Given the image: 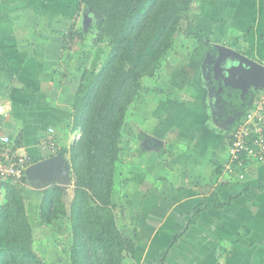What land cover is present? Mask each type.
<instances>
[{
	"label": "crops",
	"instance_id": "crops-1",
	"mask_svg": "<svg viewBox=\"0 0 264 264\" xmlns=\"http://www.w3.org/2000/svg\"><path fill=\"white\" fill-rule=\"evenodd\" d=\"M221 4L238 12L230 24L237 28L235 45L220 39L209 44L230 47L264 66V0ZM73 6L71 0H0V102L8 112L4 130L29 156H42L36 138L47 128L54 129L64 150L79 137L71 128V103L61 107L50 97L61 94L55 93L59 86H54L53 69H59L63 56L48 39L66 33L68 19L76 17ZM241 22L245 28H238ZM193 76L197 87L191 85L192 75H181L179 90L169 96L160 92L164 85L156 87L168 104L153 115L156 120L146 124L149 116L141 118L142 138L124 152L125 165L132 158L138 165L136 183L125 170L121 190L127 208L118 216L114 209L117 226L134 242L125 264H264V163H249L242 178L225 169L238 116L228 114L221 101L238 90H218L212 75Z\"/></svg>",
	"mask_w": 264,
	"mask_h": 264
},
{
	"label": "trees",
	"instance_id": "trees-1",
	"mask_svg": "<svg viewBox=\"0 0 264 264\" xmlns=\"http://www.w3.org/2000/svg\"><path fill=\"white\" fill-rule=\"evenodd\" d=\"M201 1L77 0V18L62 35V47L77 38L108 50L96 69L82 71L72 98L70 123L79 134L67 158L72 198L67 202L65 188L54 183L43 189L38 206L44 226L64 221L70 233V264H125L134 252L133 239L116 224L112 202L115 187L123 182L128 111L139 97L159 92L148 84L157 80L180 34L206 40L194 31L193 7ZM205 42L212 54L217 52ZM257 94L249 89L242 100L235 91L221 104L228 114L241 115ZM39 136L36 145L42 156L27 154L29 165L50 156L40 151ZM141 138L139 131L137 140ZM59 153L66 155L64 150ZM25 181L23 173L15 182L0 184V264H47L34 249L28 205L20 191Z\"/></svg>",
	"mask_w": 264,
	"mask_h": 264
},
{
	"label": "rangeland",
	"instance_id": "rangeland-1",
	"mask_svg": "<svg viewBox=\"0 0 264 264\" xmlns=\"http://www.w3.org/2000/svg\"><path fill=\"white\" fill-rule=\"evenodd\" d=\"M71 1L74 4L73 7L78 12L79 9L77 0ZM223 1L224 0H202L193 7L195 21L194 31L201 35L203 39L206 38V40L197 42L191 39V37L184 38L185 36L180 34V36L177 37L174 50L169 51L162 63V67L158 71L159 75L157 80H153L154 82L150 81L151 83L148 84L149 88H158L159 86L164 85V88L160 91L161 93H164L166 96L174 94L175 91L179 90L178 87L181 86L180 81L178 83L177 79L179 78L181 80V75H184L186 78H188L187 76L192 75L190 81L192 83L191 85L197 87V79H195L193 75H206V73L211 70L212 56L215 55H212L208 48L209 46L205 41H213L218 43V39H220L221 43L223 44L235 45L234 42L236 39L234 33L236 32L237 28L231 27L230 24L235 21L232 20L238 12L232 13V7H223L221 4ZM250 10L251 8H248L243 10L241 13H245V11ZM249 13L251 14V12ZM73 20H76L74 16L68 19L66 24L67 30ZM57 24V22L55 23L52 21V27L56 26ZM232 25H234V23ZM237 26L238 28L246 27L244 22H241V24ZM57 28L59 29L58 25ZM61 28L63 29V26ZM67 30L65 31L67 32ZM222 32L225 34L223 37L221 36ZM53 34L52 37L48 39V42H50L52 45L51 48L53 51H58L60 46L61 52L59 55L63 56V60L61 59L59 66L57 65L59 69H53L57 75L53 77L54 86H59L55 93L61 94L55 95L52 93L50 97L52 98L53 103L58 104V106L60 105L61 107H65L72 103L71 101L82 71L84 69H96L101 63L102 59L105 57L108 49L104 45L99 47L93 46L88 43H83L79 39L75 38L74 40L70 41L68 46L65 47H68L67 51L64 47H61L63 36L61 37L60 35L56 36ZM207 55L209 57H207ZM57 57L59 58V56ZM65 69L66 71H63ZM74 69H76L78 72H75ZM63 73L66 75H61ZM160 92L150 91L146 96H144V98L143 96L139 97L137 102L133 103L129 108L125 126V133H129L127 137L128 146H134V142L137 141V132H139L138 127L143 126L145 123H150L152 120H156L154 116L159 115L161 111H163L161 106L168 104L166 101L161 100L162 94ZM192 92H194V90H192ZM182 94L185 96V92H182ZM231 94L233 95L232 92L229 93V95ZM155 110L156 112H154ZM147 116H149L147 121L145 123L141 122V118H145ZM130 120L132 122H130ZM47 124L48 122H45L42 127L45 128ZM76 139H78L77 136ZM57 146L62 151L64 150L62 143L59 142ZM70 146L71 144L66 146V150H64L66 151V155H63V158L66 160L65 163L67 166V171L64 174H60L59 178L61 183L60 185H62L66 190L67 202L71 200L73 195V181L71 174H69L67 159L69 157L68 151ZM126 163V165L123 164L124 167L122 180L126 176L125 170H127V167L129 171V177H131L134 174L136 168H138L137 160L134 158L129 159V161ZM130 165H134L132 168L133 172L130 169ZM238 177L240 178L239 175ZM135 179L136 174L133 175L131 181L136 183L134 181ZM122 183L123 182H120L119 185L115 187L112 198V202L115 205V211H117V216L120 214L121 210L124 209V207L127 208V203L125 202L123 191L121 190L123 188ZM43 189L44 187H39L34 181H30L27 178L26 181L20 185V191L28 205L27 210L32 227V234L34 237V249L47 264H70L68 253L70 233L65 227L64 221L61 222L60 225L44 226L39 219L38 206ZM2 200L3 194L0 196V201Z\"/></svg>",
	"mask_w": 264,
	"mask_h": 264
},
{
	"label": "built area",
	"instance_id": "built-area-1",
	"mask_svg": "<svg viewBox=\"0 0 264 264\" xmlns=\"http://www.w3.org/2000/svg\"><path fill=\"white\" fill-rule=\"evenodd\" d=\"M7 114L6 107L0 102V184L15 182L29 166L27 154L16 147L4 130ZM38 147L50 156L59 151L52 128L39 136ZM251 162L264 163V84L250 107L234 121L227 145L225 169L228 173L236 171L242 178L243 170Z\"/></svg>",
	"mask_w": 264,
	"mask_h": 264
},
{
	"label": "water",
	"instance_id": "water-1",
	"mask_svg": "<svg viewBox=\"0 0 264 264\" xmlns=\"http://www.w3.org/2000/svg\"><path fill=\"white\" fill-rule=\"evenodd\" d=\"M211 61L212 78L218 82V90L236 89L243 99L249 89L259 91L264 84V66L246 55L223 45H215ZM65 159L60 153L46 157L29 165L24 172L26 178L39 187L61 184L60 174L67 171ZM59 180V181H57Z\"/></svg>",
	"mask_w": 264,
	"mask_h": 264
},
{
	"label": "flooded vegetation",
	"instance_id": "flooded-vegetation-1",
	"mask_svg": "<svg viewBox=\"0 0 264 264\" xmlns=\"http://www.w3.org/2000/svg\"><path fill=\"white\" fill-rule=\"evenodd\" d=\"M213 54H215V53H213ZM213 54H212V55H213ZM212 57H213V56H212ZM210 61H211V58H210ZM206 75H212V71H211V70L208 71V72L206 73ZM238 115H239V114H238ZM238 115H237V116H238ZM234 121H235V120H234Z\"/></svg>",
	"mask_w": 264,
	"mask_h": 264
},
{
	"label": "clouds",
	"instance_id": "clouds-1",
	"mask_svg": "<svg viewBox=\"0 0 264 264\" xmlns=\"http://www.w3.org/2000/svg\"><path fill=\"white\" fill-rule=\"evenodd\" d=\"M259 91H260V90H259ZM259 91H258V93H259ZM57 153H59V151H58ZM57 153H56V154H57ZM60 154H61V153H60ZM61 156H62V155H61ZM47 157H49V156H47Z\"/></svg>",
	"mask_w": 264,
	"mask_h": 264
}]
</instances>
